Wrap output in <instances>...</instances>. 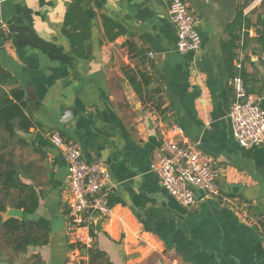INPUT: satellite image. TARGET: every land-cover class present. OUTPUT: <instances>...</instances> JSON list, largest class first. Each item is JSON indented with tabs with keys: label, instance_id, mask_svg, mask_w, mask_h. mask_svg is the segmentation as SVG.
I'll list each match as a JSON object with an SVG mask.
<instances>
[{
	"label": "crops",
	"instance_id": "0c3cea01",
	"mask_svg": "<svg viewBox=\"0 0 264 264\" xmlns=\"http://www.w3.org/2000/svg\"><path fill=\"white\" fill-rule=\"evenodd\" d=\"M185 1L202 37L196 53L178 51L168 0H0L3 87L25 91L35 124L16 151L40 193L28 218L49 231L45 245L0 247V264H89L72 238L69 167L51 131L108 165L112 210L91 234L112 264H264V143L241 146L229 118L236 74L264 106V51L250 40L262 28L233 26L240 10L255 24L264 0ZM81 13L90 35L79 55ZM169 127L215 159L226 199L185 206L163 187L151 164Z\"/></svg>",
	"mask_w": 264,
	"mask_h": 264
},
{
	"label": "built area",
	"instance_id": "2783aa9c",
	"mask_svg": "<svg viewBox=\"0 0 264 264\" xmlns=\"http://www.w3.org/2000/svg\"><path fill=\"white\" fill-rule=\"evenodd\" d=\"M168 1L170 18L178 33V51L198 52L202 37L187 2ZM243 65L241 56L236 66L241 69ZM231 86L234 100L229 110V118L237 142L246 148L262 145L264 106L260 98L248 89L241 75L231 79ZM161 133L162 142L151 168L158 174L163 187L185 206L196 205L203 197H222L219 184L221 170L215 159L193 145L180 143L177 139L179 130L176 127H169ZM48 137L64 152L69 167L68 215L71 234L78 248L88 254V250L95 246L91 224L95 219L109 218L112 210L110 198L115 185L111 181L108 165L103 160H85L79 147L57 131L49 132Z\"/></svg>",
	"mask_w": 264,
	"mask_h": 264
},
{
	"label": "trees",
	"instance_id": "16d2710c",
	"mask_svg": "<svg viewBox=\"0 0 264 264\" xmlns=\"http://www.w3.org/2000/svg\"><path fill=\"white\" fill-rule=\"evenodd\" d=\"M78 7L80 8V6ZM261 9L255 24L251 22L250 18H245L243 10H240L233 26L242 27L245 24L246 29H249L252 25L255 27L259 25L262 28H257L259 36L250 40L259 44L264 51V1ZM71 18L72 13H69L68 23L71 22ZM78 19L84 30L82 33L72 34L71 41L73 49L80 55L82 53L76 49V46L82 45L89 38L90 18L86 13H81ZM234 35L236 39L241 37L239 33ZM244 36L249 38L247 30L244 32ZM10 79V73L0 67V247L21 252L29 246L47 244L49 231L39 222L28 218V215L33 214L39 207L40 193L34 183L24 180V178L34 179L30 174L33 164L24 162L16 151L17 147L26 144V138L20 132L28 133L35 124L27 113L28 103L25 100V91L19 87L7 91L3 87ZM133 85L139 90L134 81ZM155 104L156 109L160 110L162 101L157 99ZM9 207L22 209L23 218L4 219V214ZM88 255L89 264H112L107 258V254L97 246L89 249Z\"/></svg>",
	"mask_w": 264,
	"mask_h": 264
},
{
	"label": "water",
	"instance_id": "95a60500",
	"mask_svg": "<svg viewBox=\"0 0 264 264\" xmlns=\"http://www.w3.org/2000/svg\"><path fill=\"white\" fill-rule=\"evenodd\" d=\"M23 215H24V212L22 209H16V208L9 207L4 214V219H8L11 217L22 219ZM97 223H99V220H97Z\"/></svg>",
	"mask_w": 264,
	"mask_h": 264
},
{
	"label": "rangeland",
	"instance_id": "374dc122",
	"mask_svg": "<svg viewBox=\"0 0 264 264\" xmlns=\"http://www.w3.org/2000/svg\"><path fill=\"white\" fill-rule=\"evenodd\" d=\"M0 142H1V140H0Z\"/></svg>",
	"mask_w": 264,
	"mask_h": 264
}]
</instances>
